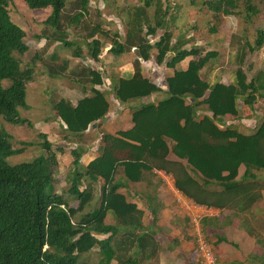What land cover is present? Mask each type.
Listing matches in <instances>:
<instances>
[{"label": "trees", "instance_id": "obj_1", "mask_svg": "<svg viewBox=\"0 0 264 264\" xmlns=\"http://www.w3.org/2000/svg\"><path fill=\"white\" fill-rule=\"evenodd\" d=\"M11 1L0 0V124L4 120L12 126L33 127L21 116V111L30 109L28 85L35 82L40 60L36 56L23 69L16 56H23L30 49L25 42L26 31L11 17ZM24 1L31 10H53L44 21L49 33L37 37L46 40L45 48L58 43L73 49L72 57H82L81 48L69 41L65 27L81 26L90 14V0ZM241 2L215 0L208 4L216 17L235 16ZM137 3L126 11L124 40L121 34L106 30L101 22L89 29L85 42L88 54L100 62L108 43L116 57H123L133 49L138 51L133 62L134 75L113 79L112 90L122 104L163 93L144 75L141 60H154L158 66H166L174 72L166 79V98L134 111L132 129L105 134L100 156L88 166L82 163L86 151L74 149L72 170L66 181L68 190L63 193L58 189L57 177L58 154H65L64 149L54 150L47 135L42 134L41 146L47 155L10 165L7 159L22 150L15 149L12 135L0 130V264H89L84 258L94 250H99L98 264H142L156 258L160 252L156 232L144 224V212L121 193L130 182H142L145 174L155 169L171 174L176 188L185 197L209 209L231 208L245 213L261 199L255 190L257 178L252 170L264 171V113L252 134L235 126L222 128L221 120L227 116L240 119V103L253 109L264 100V71L250 79L241 68L249 53L263 48L264 32H259L254 45L248 41L238 53L240 68L234 82L227 85L218 79L211 83L204 75L211 64L220 60V53H204L197 45L189 49L190 39L183 36L176 39L170 30L169 8L162 0H137ZM70 4L74 8L66 15ZM246 4L249 18L260 14L252 0ZM171 20L174 22L176 17ZM159 31L164 34L151 43L148 38H157ZM212 31L217 32L216 27ZM189 58L193 60L187 70H181L180 65ZM58 59L55 54L52 61ZM69 63V59H63L58 69L51 63L42 64L52 77L61 78L69 72ZM70 72L85 96L77 103L67 98L55 101L53 110L67 133L82 138L91 125L107 117L111 103L107 93L97 88L105 84L103 73L95 69ZM201 111L213 116L200 114ZM171 155L187 163L170 162ZM242 166L247 171L239 179ZM121 170L126 182L118 178ZM71 199L76 200V207ZM153 200L156 198L150 196L148 201ZM151 209L156 225V208ZM111 213L116 224L107 223ZM257 260L264 264V256Z\"/></svg>", "mask_w": 264, "mask_h": 264}, {"label": "rangeland", "instance_id": "obj_2", "mask_svg": "<svg viewBox=\"0 0 264 264\" xmlns=\"http://www.w3.org/2000/svg\"><path fill=\"white\" fill-rule=\"evenodd\" d=\"M162 1L164 6L169 8L168 20L170 23V30L173 32L176 39L181 36L185 39H190L192 43L188 46L189 49L193 45H197L204 49V53L209 51H217L220 53V60L216 64H211L208 67L204 75L205 78L211 83L216 82L218 79L225 84L234 82L235 73L240 68L239 65H237L238 53L242 50L246 42L249 41L254 45L259 36V32H264V0H252V5L260 10V14L252 18H249L247 14V0H241L242 2L237 15L225 16L222 14L217 17L216 13L211 10L208 4L210 2L213 3L215 0ZM135 4L138 5L137 0H90V14L86 16L81 26L76 28L75 26L66 24L65 27L69 41L77 43L82 51L81 58H74L71 52L73 49L64 48L63 45L58 43L45 48L47 44L46 40H39L37 38L45 33H49V29L44 25V21L52 14V8L31 10L24 0L11 1L9 6L11 17L16 24L26 31L27 37L25 38V42L30 49L25 55L16 56L20 60L23 69L28 68L31 65V61L36 56L39 57L40 61H38L36 67L37 75L35 82L28 85L27 101L30 109L21 111V116L34 126L17 127L8 124L4 120H2L0 124V130H5L12 135L15 149L22 150L20 154H16L7 159L10 165L28 163L39 156L47 155L41 146L43 141L40 137L42 134H46L48 141L54 145V150L62 148L65 151V154H58L59 175L57 177V185L59 191L63 193L68 190V183L66 181L68 174L72 170V162L74 160L72 154L73 150L80 147L86 152H89L90 155L92 153L97 154L99 152L97 148L102 145L105 133L126 127L128 121L126 114L129 111V107L132 105L139 106L143 99L134 100L133 103L131 102L132 104H122L116 99L112 90V85L114 78L121 76L122 73H128L126 70L127 65L133 64L137 58L138 51L133 49L132 52L123 57H116L110 51L111 45L108 43L100 56V62H95L89 57L85 42L88 40L90 33L89 29H92L93 25L98 22H101L106 30L111 31L112 34L116 32L121 34L124 40L127 32L124 17L126 16V11L132 9ZM73 8L74 5L70 4L66 11V15H70L72 12L71 9ZM153 13L154 11H151L150 16L153 15ZM172 17H176L174 22L171 20ZM215 27L217 32L212 31ZM145 32H147V30H145ZM163 34V31H159L157 38L153 39L149 37L148 39L154 44ZM55 54L59 56V59L52 61ZM63 59H69L70 61L69 72L61 78L52 77L47 67L44 66L45 63H51L54 68L58 69ZM42 63H44V65ZM141 63L144 72L159 84H163L165 75L173 72L168 70L166 66H158L154 60L149 62L141 60ZM241 68L247 73L250 79L261 70L264 71V46L259 51L249 53L245 64ZM73 69H77L78 73L84 69L99 70L104 75L105 84L110 88V90H106L105 84L100 88L102 91L106 90V93L107 91L109 92L107 93L111 103L109 115L101 122L91 125V128L82 138L67 133L63 128L61 120L58 119L53 110L55 101L57 102L62 98H67L76 103L85 96L82 87L73 80L75 77L70 74V71ZM80 78L81 77L77 79ZM240 107V119L226 117L225 119L227 120H221L222 126L224 128L228 126H237L241 131H248L249 129L252 132L253 127H255L253 125L259 121L262 116L264 100L259 101L257 106L252 109L251 113H249L247 107H243L242 103H240ZM248 113L251 115V119L246 118ZM201 114L213 115L207 111H201ZM106 121L114 122V127L111 129L110 123ZM88 156V154H84L82 163L87 164L89 159ZM90 157H92V155ZM258 171L261 173L264 172L259 169ZM123 175L124 174L120 171V180L124 179ZM261 178L264 179V177ZM126 190V194L130 200H135L139 197V201H144L143 197L139 195H145L146 190L143 187L140 188L129 184ZM167 191L170 196L172 190L170 191L167 188ZM166 192L164 189L160 191L163 200L167 199L165 197ZM148 195L151 194L148 193ZM173 195L179 206L178 199L180 195L178 198H176L175 193ZM173 195L171 194V199ZM70 201L73 203L74 207L77 206L76 200L71 199ZM143 205L145 209V204L143 203ZM170 209L172 212L164 216L160 222L162 230H160L159 233L156 232L157 240L160 243V252L158 256L142 264H200L197 249L194 251L191 250L192 252L187 248H183L182 250L183 244L189 245L188 243L191 242H193L195 248H197L195 236L198 227L190 221L184 213L180 212L178 215L174 212L173 208ZM250 211L251 212H248V214H255L252 209ZM149 213L148 211L144 214V224L147 227H153L152 216ZM207 215L208 213L205 214V217ZM259 218L264 219V216L259 214ZM254 220L255 225L260 229L256 228L254 223H250L254 227V229H252L257 238L263 241L262 245H264V223H257L258 220ZM107 223H117L112 213L107 218ZM199 231L202 233L201 228H199ZM202 234L214 247L212 241L215 242L216 239L211 237V234L206 235L204 232ZM235 240L239 241L238 239ZM179 241L182 242V244L176 247ZM233 251L243 260L247 257L242 250L241 252ZM256 251L257 255H262L264 249L258 246ZM215 253L217 256L216 250ZM84 260L89 262V264H98L100 260L99 250H94L90 255L86 256ZM218 261L221 264L219 259ZM113 264L118 263L114 262Z\"/></svg>", "mask_w": 264, "mask_h": 264}, {"label": "crops", "instance_id": "obj_3", "mask_svg": "<svg viewBox=\"0 0 264 264\" xmlns=\"http://www.w3.org/2000/svg\"><path fill=\"white\" fill-rule=\"evenodd\" d=\"M191 60H193V58L187 59L185 62H183L180 65L179 68L181 70H187ZM126 70L128 73H122L121 77L131 78L134 75V65L133 64L127 65ZM168 70H170V69H168ZM171 71H173V70H171ZM173 74H174V72L168 73V75H165L163 84H161V83L159 84L157 81L155 82L153 79H151L144 72V75L147 78L151 79L156 85H158L163 90V93H156V94H153L151 97L144 98L143 101L139 104V106H137V105L130 106L129 111L126 114V116L128 118L126 127L123 129H118L116 131H110V132H107L105 134H116L118 131H127V130L132 129L134 126L133 121H132V118H133L132 115H133L134 111L138 110L142 105L157 104L160 100L166 98V92L168 91V85H167L166 79L169 76H172ZM104 81H105V78H104ZM227 85H229V84H227ZM97 88L100 89L101 87L100 88L97 87ZM105 88H106V90H110V88H108L106 84H105ZM106 90H104V91H106ZM107 93H109V92L107 91ZM132 103H133V101H132ZM257 104L255 105V107L257 106ZM248 111H249V113H251L252 109L248 108ZM249 113L246 115V118L251 119V115H249ZM263 113H264V110H263ZM263 113H262V116L260 117V120L257 121L253 125L255 127H253L252 132L249 129H248V131H243V130L241 131L239 129V127L235 126L236 129H238L241 132L246 133V134H252L255 131L256 127L259 124H261V122L263 120ZM200 114H201V112H200ZM227 117H230V116H227ZM225 118H223V119H225ZM225 120H227V119H225ZM99 122H101V121H99ZM106 122L110 123L109 125H110L111 129L114 127V122H112V121H106ZM221 127L224 128L222 126V123H221ZM102 133H104V132H102ZM101 146L102 145H100L97 148V150H99V152L97 154H95V153L91 154L92 157H90L91 155L89 152L85 153V155H87V154L89 155L88 156L89 159H88L87 164L83 163V165L88 166L92 161H94L96 158H98L100 156ZM169 161L170 162H181L184 164L187 163L186 161L179 160L176 156H173V155L170 156ZM246 171H247V168L245 166H242L240 168L239 179H241V177L246 173ZM121 172L123 173V170H121ZM252 174L255 175L256 178H258L257 180H255V182L257 183V185H256L257 189H255L256 193L261 194V199L258 202H256V204H254L253 208H252V210L255 212V214H253V213L248 214V212H251V211H248L245 213H240L239 210H233L231 208H225V209L210 208L208 215L206 217H204L200 221L199 225L197 226L198 227L197 230H199V228H201L202 233L204 232V234H206V235L211 234V237L216 239L215 242L212 241V243L214 245V248L217 252L218 259L220 260L221 264H246V263H248V264L249 263L250 264H262L257 259L262 258L264 256V252L262 255H257L256 248L258 246L259 247L261 246L264 249V245H262L263 241L262 240L260 241L259 238H257V236L253 230L254 227L250 223H254V225H255L254 219L258 220L257 223H261V222L264 223V219L259 218V214L264 216V210H261V209H264L263 208L264 207L263 206L264 205V179L261 178V177H264V172L261 173L258 170H252ZM121 181L126 182L125 176H124V179ZM129 184H131L133 186L140 187V188L143 187L146 190L145 195L139 194L141 197H143L144 201L143 200L139 201V197H137V199H135V200H130L126 194L127 188L122 189L121 193L125 194L131 203L136 204L139 207V209H141L144 212V214H145V212L149 211L150 212L149 214L152 216L153 224H154V217H153V211H152L153 209H151V206H154L156 208V213H157V217H158L157 218V224L156 225L152 224L153 227H151V231L153 230L154 232L159 233L160 230H162V228L160 227V225H161L160 222L164 216H167L170 212H172V210L170 208H173L174 212H176L178 215L180 214V212L184 213L185 216L188 219H190V221H192L191 220L192 212L188 211L186 209H183L180 205L178 206L176 201H175V196L173 194L175 193L176 198H178L179 194L181 192L176 188L175 178L171 174H167L165 171L155 169L154 172L146 173L145 179L142 182L136 183V184L130 182ZM167 188L170 191L172 190L171 191L172 193L170 192V196H171V194L173 195L172 199L169 196V192L167 191ZM161 189H164L165 192L167 191L166 195H165V197L167 199H165V200H163L162 195L160 194ZM148 193H150L151 195H148ZM150 196H154L156 198V200H153L152 203H150L148 201ZM134 197H135V195H134ZM143 203L145 204L146 210L144 209ZM147 209H148V211H147ZM247 219H248V221H247ZM256 228L260 229L257 226H256ZM233 237H235V238H233ZM155 239L158 242L157 236H155ZM221 239L222 240L225 239V240L220 241ZM235 239H238L239 241H237ZM181 244H182V242L179 241V244H177L176 247H178ZM188 244L189 245L183 244L182 250H183V248H187L189 251H191V250L194 251L197 249V248H195V244L193 242L188 243ZM159 245H160V243H159ZM233 250H235L236 252H241V250H242L246 254L247 257L243 260L236 253H234ZM199 263H200V261H199Z\"/></svg>", "mask_w": 264, "mask_h": 264}, {"label": "built area", "instance_id": "obj_4", "mask_svg": "<svg viewBox=\"0 0 264 264\" xmlns=\"http://www.w3.org/2000/svg\"><path fill=\"white\" fill-rule=\"evenodd\" d=\"M179 195L178 203L183 209L192 212L191 220L196 226H198L200 221L205 217V214L209 213V208L196 204L191 199L182 195V193ZM195 238L200 264H220L214 247L199 230L196 232Z\"/></svg>", "mask_w": 264, "mask_h": 264}, {"label": "water", "instance_id": "obj_5", "mask_svg": "<svg viewBox=\"0 0 264 264\" xmlns=\"http://www.w3.org/2000/svg\"><path fill=\"white\" fill-rule=\"evenodd\" d=\"M141 58V57H140Z\"/></svg>", "mask_w": 264, "mask_h": 264}]
</instances>
